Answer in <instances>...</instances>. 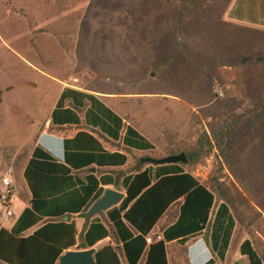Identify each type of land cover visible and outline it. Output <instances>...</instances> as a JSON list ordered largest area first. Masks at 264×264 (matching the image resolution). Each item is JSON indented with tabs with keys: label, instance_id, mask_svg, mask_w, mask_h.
Instances as JSON below:
<instances>
[{
	"label": "trees",
	"instance_id": "obj_1",
	"mask_svg": "<svg viewBox=\"0 0 264 264\" xmlns=\"http://www.w3.org/2000/svg\"><path fill=\"white\" fill-rule=\"evenodd\" d=\"M222 1L179 0L173 31L186 32V41L199 61L196 73H199L200 83H192L196 92L188 99L186 121L182 116L174 118L170 107L162 108L159 103H146L147 99L136 97L121 99L117 105L121 115L96 95L69 87L63 90L52 112L53 125L80 124L79 112L86 108L87 124L100 127L116 140L122 139L126 146L149 152L163 145L167 156L185 153L188 162L163 165L146 162L149 166L144 168L146 163L140 161L139 166L123 178L121 185L126 197L106 213L107 223L97 216L79 233L75 215L86 217L90 206L103 194L104 186H118V180L111 174H102L100 178L91 174L85 181L75 180L73 169L94 162L103 166L124 165L128 157L121 152H105L94 136L84 131L73 140H65L64 163L55 162L50 152L36 147L24 171L32 191L31 205L23 210L11 229H0L1 261L57 264L70 249H89L110 238L95 253L97 264H124L123 256L128 264L141 261L169 264L168 243L176 240L184 245L202 232L211 220L218 196L221 200L214 216L211 244L213 252L224 260L235 226L231 209L242 219V207L252 211H256V207L235 183L229 185L215 177L209 187L197 180L187 166L196 165L214 148L229 160L228 154L230 156L239 139L235 136L238 121L212 126L202 120L216 110L214 103L219 95L213 86L222 83L220 67L264 65V31L224 22L222 16L230 0ZM138 9L139 6L131 8L130 12ZM261 78L264 76L255 81L261 84ZM68 100H71L70 105H67ZM248 113L250 135L258 137L262 129L257 123L264 125V95ZM131 120L139 129L127 123ZM195 122H200L202 128L197 130ZM196 136L195 142H189ZM86 139L96 144L100 154L70 152L80 140ZM177 206V220L163 231L161 239L154 236L152 232L161 218ZM256 212V217H260ZM38 225L33 233H27ZM149 238H152L151 243ZM118 245L122 246V252L117 250ZM241 252L248 256L251 264H264L249 240L242 244ZM206 264H215V260L210 259Z\"/></svg>",
	"mask_w": 264,
	"mask_h": 264
},
{
	"label": "rangeland",
	"instance_id": "obj_2",
	"mask_svg": "<svg viewBox=\"0 0 264 264\" xmlns=\"http://www.w3.org/2000/svg\"><path fill=\"white\" fill-rule=\"evenodd\" d=\"M258 2L234 0L232 15L254 19ZM178 5L179 0H0V186L3 175L13 168L17 177L14 213L19 209L17 199L27 202L22 173L64 87L144 98L146 103L170 107L174 118L182 116L186 121L188 99L196 92L192 83H200L199 61L186 32L173 31ZM137 6V11L130 12ZM219 74L222 83L213 86L219 95L216 110L202 122L214 126L238 121L235 136L239 139L229 160L214 148L187 169L209 163L204 184L211 187L215 177L235 183L261 214L256 217V211L242 207L246 218L261 220L264 125L257 123L262 132L252 138L247 123L249 110L264 95V79L261 84L255 81L264 76V65L224 66ZM195 125L197 130L202 128L200 122ZM166 154L165 146L158 145L141 157L159 159ZM220 200L218 196L217 204ZM4 212L0 203V227L9 225L3 221ZM189 250L188 245H170V264H188Z\"/></svg>",
	"mask_w": 264,
	"mask_h": 264
},
{
	"label": "crops",
	"instance_id": "obj_3",
	"mask_svg": "<svg viewBox=\"0 0 264 264\" xmlns=\"http://www.w3.org/2000/svg\"><path fill=\"white\" fill-rule=\"evenodd\" d=\"M231 2H234V0L233 1L230 0L228 8L223 13L222 19L224 22L229 23V24L239 25L242 27L259 29V30L264 31V10H263L264 0H259L258 2L259 5H257V13L254 15V19H247V20L239 19L236 16L232 15V4L233 3ZM248 3L249 2L246 3V6ZM230 4H231V7H230ZM247 8L248 9L251 8L250 4L249 6H247ZM65 88L67 87H64L62 89V91L60 92V95ZM69 88H74V89L81 90V91H84L90 94H94L104 104H106L107 106H111L116 112L121 114V112L117 109V105L120 104L121 99H123L125 95L118 96V95L113 94L114 96L112 95L108 96L107 93L105 92L91 91L90 89L88 90V89H83L79 87H69ZM60 95L55 100L49 112V116L47 118L46 124L37 138L38 141L35 147L33 148V151L25 165V168L28 165L30 159L32 158L34 149L38 146L42 147L45 151L50 152L55 162L64 163L65 161V140H73L78 136L79 132L84 131L94 136V138L98 141L99 145L102 147V149L105 152H121L127 155L128 160L124 165H104L103 166L99 163L94 162L90 165H85L81 169H78V170L73 169L72 175L74 176L75 180L77 179L80 181H85L86 178L91 174L95 175L98 178H100L102 174H111L118 180V186L105 185L104 188L105 189L114 188L116 190L126 193V190L121 185L123 178L129 175L130 173H132L135 170V168L139 166L140 161L141 163L147 162L145 159L148 157H144V156L141 157V155L144 153H148V152L130 148L123 143L122 139L116 140L110 137L107 133L103 132L100 127H93L92 125L87 124L85 121L86 108L82 112H79L80 117L82 119V123L66 124V125L54 124L53 125L52 124V112L56 107V104L59 100ZM70 104H71V100H68L67 105H70ZM127 123L139 129V126L135 122H133V120ZM88 147L93 148L94 150H90V148ZM70 152L81 153V154H90V153L97 154V155L100 154V151L98 150L96 144H93L92 141L90 142V140H87V139L80 140V142H78L76 146L70 149ZM148 166H149L148 163L144 164V168ZM25 168H24V171H25ZM24 171L22 173V179H24L25 187L27 189L25 190L27 191L26 192L27 194H25L27 198V202L25 204H22L19 201V199H17V202L20 206L18 205L19 209H17V214L14 213V220L9 225L1 226L0 229L2 227L11 229L13 225L15 224L16 220L18 219V217L20 216V214L23 212V210L26 207H29L31 205L32 191L29 187L27 179L25 178ZM14 177H15V173H14ZM18 180H19V177H18ZM16 181H17V177H15V183ZM20 181H21V178H20ZM14 198H15V192L12 198V204L14 202ZM219 204L220 203L216 204V206L213 208L211 220L202 232L190 238L189 241H187V243L184 245L179 244L176 240L171 243H168V257H169V246L170 245L172 246L188 245V247H190V250L188 251V257H187L188 264H206L210 259H214L215 264H235V263L251 264L248 256L241 252L242 244L245 241L249 240L252 243V247L259 254V256L262 258L263 263H264V215L261 220L260 218L259 219H254V218L247 219L246 216L248 213H246L243 215L242 219H240L237 216L236 211L234 209H231V213L235 217V226L233 229L230 245H229V248L227 249L224 260L220 259L218 255L215 252H213L212 244H211V235H212L214 216H215L216 211L218 210ZM254 206L257 208L256 205ZM243 209H246V208H243ZM104 215L106 217V214ZM98 217H101V216H98ZM177 218H178V206L172 208L169 212H167L164 215L163 218H161V220L157 224L152 234L161 239L163 237L162 235L163 231L168 226L172 225L177 220ZM105 219H107V217ZM105 219L103 220L107 223V220ZM75 220L77 223L78 232L81 233L87 227V225L92 219L88 220L87 216L83 217L81 215H75ZM38 227L39 225L33 227L27 233L28 234L33 233ZM109 239L110 238H107L99 242L96 246L99 248L105 245L103 243ZM118 246H121V245H118ZM73 250H75V248H73ZM119 251L122 252L123 248ZM0 262L7 264L1 260ZM123 262L124 264H128L125 258ZM140 264H143V261H141ZM169 264H170V258H169Z\"/></svg>",
	"mask_w": 264,
	"mask_h": 264
},
{
	"label": "water",
	"instance_id": "obj_4",
	"mask_svg": "<svg viewBox=\"0 0 264 264\" xmlns=\"http://www.w3.org/2000/svg\"><path fill=\"white\" fill-rule=\"evenodd\" d=\"M146 161H149L155 165L163 164H174V163H184L188 162V158L185 153L178 155H169L164 158H146ZM126 193L116 190L114 188H106L101 195L88 209L87 218L91 220L96 216H102L106 214L112 208L119 206L124 198ZM117 250H121V246L116 247ZM98 247H92L89 249L79 250V249H70L66 251L59 259L57 264H97L95 253L98 251Z\"/></svg>",
	"mask_w": 264,
	"mask_h": 264
},
{
	"label": "built area",
	"instance_id": "obj_5",
	"mask_svg": "<svg viewBox=\"0 0 264 264\" xmlns=\"http://www.w3.org/2000/svg\"><path fill=\"white\" fill-rule=\"evenodd\" d=\"M222 95V92L220 93ZM191 174L204 184L208 180V174L210 172L209 163L198 164L190 171ZM15 188V177L13 168H9L3 175L0 186V203L5 206V212L3 216V221L5 223H12L14 220V211L11 209L12 198L14 196ZM149 243L152 239H148Z\"/></svg>",
	"mask_w": 264,
	"mask_h": 264
}]
</instances>
